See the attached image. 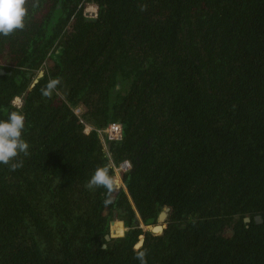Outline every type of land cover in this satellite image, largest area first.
<instances>
[{"label":"trees","instance_id":"obj_1","mask_svg":"<svg viewBox=\"0 0 264 264\" xmlns=\"http://www.w3.org/2000/svg\"><path fill=\"white\" fill-rule=\"evenodd\" d=\"M26 7L0 35V119L22 112L29 144L0 164V264H264V0ZM111 123L107 147L84 133ZM125 161L121 187H86Z\"/></svg>","mask_w":264,"mask_h":264},{"label":"clouds","instance_id":"obj_2","mask_svg":"<svg viewBox=\"0 0 264 264\" xmlns=\"http://www.w3.org/2000/svg\"><path fill=\"white\" fill-rule=\"evenodd\" d=\"M27 11L26 0H0V35L7 36L14 30L22 28ZM57 83L56 80H50L46 88L42 89V95L49 96ZM24 130L25 116L22 112L10 111L5 119H0V164L9 165L12 170L22 166V161L15 160L19 154L23 153L25 156L29 154V144L23 138ZM105 146L107 147L108 143ZM106 158L110 159V157ZM114 166L112 164L113 168ZM86 187L89 189L103 187L107 190V193H111L119 187V178L111 172L108 165L100 166L94 170L87 181ZM108 202L105 201V203ZM159 224L166 227L165 223ZM152 226L140 224L144 231H151ZM143 237L145 236L141 235L140 240ZM143 257V252L137 254L141 264H144Z\"/></svg>","mask_w":264,"mask_h":264},{"label":"built area","instance_id":"obj_3","mask_svg":"<svg viewBox=\"0 0 264 264\" xmlns=\"http://www.w3.org/2000/svg\"><path fill=\"white\" fill-rule=\"evenodd\" d=\"M95 12H96V9H95ZM95 12H94V14H95ZM94 14H92V15H94ZM14 104L16 106H19V107L22 106V104H23L22 98L21 97L15 98ZM76 114H78V112ZM93 131H97L98 135L100 136V138L103 141V144L108 143V141L120 140V139H122V136H123V126L120 123H111L106 128L100 129V130H97L96 128H94L93 126H90V125H86L84 128L85 134H90ZM129 169H130V164L127 161L122 162L118 166H114V170L116 172V176L119 178V182H121L120 179H121L122 172H125ZM113 221L115 222L114 224H112ZM118 225L122 226L121 234H118V231H116V227ZM126 231H127V228L125 227V225L122 221H120L118 219H114L110 222L109 235H110L111 239L124 236Z\"/></svg>","mask_w":264,"mask_h":264},{"label":"water","instance_id":"obj_4","mask_svg":"<svg viewBox=\"0 0 264 264\" xmlns=\"http://www.w3.org/2000/svg\"><path fill=\"white\" fill-rule=\"evenodd\" d=\"M1 74H3L4 72L3 71H0ZM119 187H120V184H119ZM118 187V188H119ZM168 212H169V209H164L162 212H160L159 214V222L156 224V225H153L150 230L151 232L155 233V234H161L165 228L164 225H160L159 223L163 224L166 222L167 220V216H168ZM246 221H249V219L247 218ZM256 221L257 223H260L262 222V220L259 218V217H256ZM115 222L113 221L112 224H114ZM107 240H111V237L110 235H107L106 236ZM144 240V237L140 240L139 244L137 245V247H139L141 245V243L143 242Z\"/></svg>","mask_w":264,"mask_h":264},{"label":"rangeland","instance_id":"obj_5","mask_svg":"<svg viewBox=\"0 0 264 264\" xmlns=\"http://www.w3.org/2000/svg\"><path fill=\"white\" fill-rule=\"evenodd\" d=\"M94 12H95V7H93L91 5H89V6L86 7V11H85L86 15H89L90 16V15L94 14ZM79 110H81V108L80 109L79 108L75 109V113H77V112L79 113ZM119 184L122 185L121 182H119ZM116 231H118V234H121V232H122V226L121 225H118L116 227Z\"/></svg>","mask_w":264,"mask_h":264}]
</instances>
